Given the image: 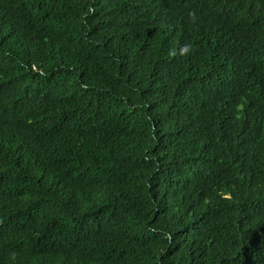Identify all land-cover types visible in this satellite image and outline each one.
Returning a JSON list of instances; mask_svg holds the SVG:
<instances>
[{
    "label": "trees",
    "instance_id": "obj_1",
    "mask_svg": "<svg viewBox=\"0 0 264 264\" xmlns=\"http://www.w3.org/2000/svg\"><path fill=\"white\" fill-rule=\"evenodd\" d=\"M0 264H264V0H0Z\"/></svg>",
    "mask_w": 264,
    "mask_h": 264
}]
</instances>
